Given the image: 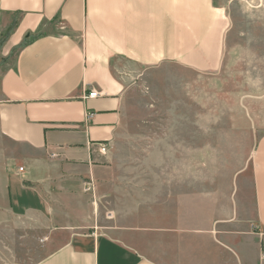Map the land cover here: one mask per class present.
Returning a JSON list of instances; mask_svg holds the SVG:
<instances>
[{
	"label": "crops",
	"instance_id": "obj_1",
	"mask_svg": "<svg viewBox=\"0 0 264 264\" xmlns=\"http://www.w3.org/2000/svg\"><path fill=\"white\" fill-rule=\"evenodd\" d=\"M225 1L0 0V239L38 256L17 264H264V95L235 156L194 151L150 82L220 69ZM210 152L233 162L193 167Z\"/></svg>",
	"mask_w": 264,
	"mask_h": 264
},
{
	"label": "rangeland",
	"instance_id": "obj_2",
	"mask_svg": "<svg viewBox=\"0 0 264 264\" xmlns=\"http://www.w3.org/2000/svg\"><path fill=\"white\" fill-rule=\"evenodd\" d=\"M225 2L228 29L220 69L199 75L178 66H162L156 69V80L150 82L156 89L158 118L173 119L179 124L192 121L190 135L184 128H176V131L178 135L192 137L194 151L200 150L201 142L203 144L207 139L208 143L222 149L234 147L233 155L239 156L248 149L245 144L247 131L239 124L245 125L244 109L251 99L264 95V0ZM233 122H236L235 126ZM213 131L224 135L222 142L216 144ZM221 155L217 159L210 152L206 160L193 159V167H207L215 173V168L233 162ZM1 232L5 235L1 233L4 238L0 239V264L30 262L38 258L24 255L21 249L29 246L26 244L29 241L21 239L19 236L22 235H11L8 230Z\"/></svg>",
	"mask_w": 264,
	"mask_h": 264
},
{
	"label": "built area",
	"instance_id": "obj_3",
	"mask_svg": "<svg viewBox=\"0 0 264 264\" xmlns=\"http://www.w3.org/2000/svg\"><path fill=\"white\" fill-rule=\"evenodd\" d=\"M98 96V93L96 91H91L90 93H88V95L86 96L87 98H96ZM91 118V114H87L86 115V120H89ZM99 152L102 155H105L107 153V146L101 144L99 146Z\"/></svg>",
	"mask_w": 264,
	"mask_h": 264
}]
</instances>
